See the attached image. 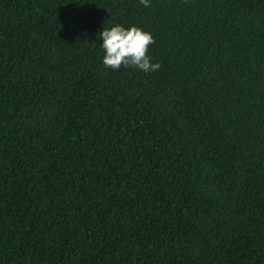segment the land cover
<instances>
[{
	"label": "trees",
	"instance_id": "trees-1",
	"mask_svg": "<svg viewBox=\"0 0 264 264\" xmlns=\"http://www.w3.org/2000/svg\"><path fill=\"white\" fill-rule=\"evenodd\" d=\"M0 264H264V0H0Z\"/></svg>",
	"mask_w": 264,
	"mask_h": 264
},
{
	"label": "clouds",
	"instance_id": "clouds-1",
	"mask_svg": "<svg viewBox=\"0 0 264 264\" xmlns=\"http://www.w3.org/2000/svg\"><path fill=\"white\" fill-rule=\"evenodd\" d=\"M140 3L147 7L151 0H140ZM102 40L100 47L104 50L102 62L105 66L114 70L124 66H135L144 71H156L159 69V62H152L148 47L154 42L151 32L142 30L133 25L125 27L122 24H114L105 28L98 34Z\"/></svg>",
	"mask_w": 264,
	"mask_h": 264
}]
</instances>
